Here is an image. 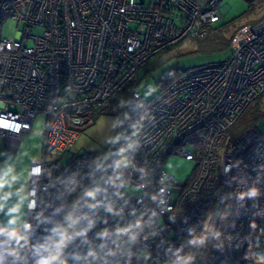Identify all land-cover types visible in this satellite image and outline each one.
I'll list each match as a JSON object with an SVG mask.
<instances>
[{
	"label": "built area",
	"instance_id": "built-area-1",
	"mask_svg": "<svg viewBox=\"0 0 264 264\" xmlns=\"http://www.w3.org/2000/svg\"><path fill=\"white\" fill-rule=\"evenodd\" d=\"M221 1L0 0V139L15 148L36 115L46 117L42 160L30 166L43 173L29 180L34 195L25 221L32 227L22 230L28 246L17 264H35L36 247L55 251L65 229L56 264H127L126 252L109 253L128 239L119 230L137 220L143 231L132 251H150L147 264H163L165 250L187 239L189 228L200 236L221 233L223 247L210 240L197 264H252L244 259L245 237L253 251H264V234L250 227L264 224V127L230 135L264 95V20L238 29L223 60L185 70L149 98L136 90L148 60L186 39L202 40L221 21ZM7 21L19 26L14 38L2 35ZM127 88V114L137 107L144 113L131 129L129 167L108 169L91 153L65 164L45 160L67 153L89 113ZM135 128H142L139 137ZM172 155L196 163L184 183L164 168ZM249 187L260 195L242 206L236 194ZM131 264L144 261L134 255Z\"/></svg>",
	"mask_w": 264,
	"mask_h": 264
},
{
	"label": "rangeland",
	"instance_id": "rangeland-1",
	"mask_svg": "<svg viewBox=\"0 0 264 264\" xmlns=\"http://www.w3.org/2000/svg\"><path fill=\"white\" fill-rule=\"evenodd\" d=\"M220 7L222 8V19L219 25L234 24V26L231 25L229 27L228 35L237 28L240 29L246 25L253 26L252 23L264 16V0H222ZM18 30H20L19 26L15 22L7 21L2 27V35L6 38H14ZM245 35H248L246 29L240 32L237 39ZM197 42L186 39L152 57L141 68L140 82L136 87L137 92L141 96L149 98L161 90L157 83L170 71L177 69L185 71L205 61L223 60L229 54L228 49L220 52L204 53L199 49ZM149 91L152 94L146 96L145 93ZM258 101L261 112H264V95ZM87 121V124L80 129L79 136L67 153L61 157L45 156V160L59 161L61 164H65L76 154L91 153L98 157L108 169H119L115 167V162L121 159V154H119L118 150L122 147L127 149L129 141V131L126 128L128 122L123 114V109L111 102L103 108L89 113ZM45 127V115L38 114L34 119L31 131L23 136L15 148L6 145L0 139V171L5 170L9 164L15 165L16 172H20L32 164L39 163L43 156L42 143ZM257 127L260 130L264 127V118L257 123ZM117 135L120 136V139L114 142ZM230 135H236L235 131L230 132ZM123 155L127 156V151ZM164 168L177 182L184 183L191 178L196 168V163L186 161L183 157L172 155L165 161ZM23 183V178H21L13 186L14 189H19ZM7 190L6 188L5 191ZM127 192L129 194L138 193L137 190L132 189H127ZM20 195H24V193L16 194L14 192L7 202L8 205L11 206L19 201ZM26 202L27 200L24 202L20 213L24 221L26 217ZM7 219L8 217L5 213L0 212V223L6 224ZM15 227L22 233V224H17Z\"/></svg>",
	"mask_w": 264,
	"mask_h": 264
},
{
	"label": "clouds",
	"instance_id": "clouds-1",
	"mask_svg": "<svg viewBox=\"0 0 264 264\" xmlns=\"http://www.w3.org/2000/svg\"><path fill=\"white\" fill-rule=\"evenodd\" d=\"M154 91V90H153ZM151 91L145 93L146 96H150ZM142 128H135L132 135L139 137L140 131ZM120 136L115 137V141H118ZM138 142V141H137ZM134 147V144H129L128 148L131 149ZM128 149L120 148L118 150L121 154V159L115 162L116 168L129 167L131 161L128 157L124 156ZM107 156V154H105ZM43 173V169L39 166L37 167H27L22 169L20 172H16L15 165L9 164L6 166V169L0 171V212H4L8 217L6 224L0 223V237H4L3 240H0V264H4L6 257H12V264H17V261L21 259L20 250L28 246V237L27 235L22 234L15 225L22 224L25 232L31 229V225L22 219L21 208L24 205V202L27 200L29 195H34V192H26L28 181L31 177H39ZM23 178L24 183L21 184L19 189H14V185L17 181ZM161 183H164V179H161ZM8 189L5 191V189ZM164 188L160 189V192H163ZM24 193L20 195L19 201L8 205L9 198L14 194ZM88 196L94 197L96 195L95 191H89L86 193ZM260 195V191L256 187H249L246 191H242L236 194V199L243 206V202L246 200H255ZM155 199V197H153ZM28 208H34L36 206L35 200L28 203ZM6 210V211H5ZM111 211V209H109ZM155 215V213H154ZM250 227L253 231L256 230L257 225L253 222L250 224ZM122 234H127V241H115L116 248L112 250L109 255H116L119 253L127 254L128 260L127 264H131V258L135 255L138 260H143L144 264H147V261L150 259V251L147 249L142 250V255H138L132 251L133 246L138 243L140 238V233L143 231L142 224L140 220H137L135 224H130L127 228L119 230ZM261 233L264 234V229L261 230ZM60 237L56 241V250L49 252L48 255H44L42 249L44 246H39L35 248L34 255L39 258L35 261V264H56L59 260L60 249L64 245L66 239H68L67 229L64 231H59L57 233ZM106 234V233H104ZM210 240L220 241L217 244V247L222 248L223 242L221 241V233L219 231H213L212 234L200 236L195 233V229H188V238L181 242L179 246L170 245L165 250V260L163 264H197V253L206 248ZM245 240L249 241V249L245 253L244 259L251 260L252 264H264V251H253V245L249 237H245ZM124 244H127V249L124 248ZM46 250V249H44ZM169 253L171 254L169 256ZM89 256L95 257L97 253L95 251H90Z\"/></svg>",
	"mask_w": 264,
	"mask_h": 264
},
{
	"label": "trees",
	"instance_id": "trees-1",
	"mask_svg": "<svg viewBox=\"0 0 264 264\" xmlns=\"http://www.w3.org/2000/svg\"><path fill=\"white\" fill-rule=\"evenodd\" d=\"M262 20H264V16H262L256 22L252 23V25L257 24ZM219 23L210 27L208 29L207 35L202 40L197 42L199 44V49L201 51H203L204 53H211V52H216V51L220 52V51L227 50L229 48V43H230L232 37L234 36L235 32L239 29V28L235 29L233 31V33L228 35L229 27L231 25L234 26V24L230 23V24H220L219 25ZM145 64L142 67H144ZM183 72L184 71H180L179 69L172 70L169 73H167L159 81V83H157V85H159L161 87V90L165 89L169 85H171L178 77H180L183 74ZM129 90H130L129 88L124 89L118 95L117 98H115L113 101H111L116 106H119L123 109V114H124V116L128 122L127 127H126L127 131H129V141L127 144V149H128V145L130 144L132 126L135 124V122L139 121L144 115L143 109L141 107L133 108V109H131V112L129 114H127V108H128L127 97L129 94ZM258 100L259 99H257L255 102H253L250 106H248L246 108V110L243 112V114L241 115L239 120L233 126L232 131H235L236 134L244 131L245 129H247L251 126L257 125V123L262 118H264V112H261V110L259 108L260 104H259ZM257 229L259 231L264 229V224L258 225Z\"/></svg>",
	"mask_w": 264,
	"mask_h": 264
}]
</instances>
